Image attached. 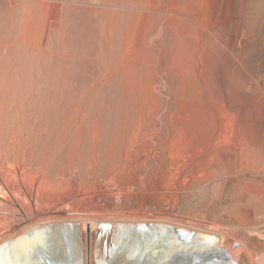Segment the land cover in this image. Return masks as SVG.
<instances>
[{"label":"rangeland","instance_id":"obj_1","mask_svg":"<svg viewBox=\"0 0 264 264\" xmlns=\"http://www.w3.org/2000/svg\"><path fill=\"white\" fill-rule=\"evenodd\" d=\"M48 1L24 0L21 6L17 7L18 5L16 6L15 3L11 7L9 0H0V25L2 24L0 27V35L3 36L2 38L0 36V41H4L8 34V30L14 27L12 29L15 31V27L17 29L19 26V21L16 19V16H14L16 14L14 11L15 9L18 8V10H20L21 8V10H23L22 7L26 8L32 5L38 14H43L46 7H48L47 9L53 8V10H56V20H54V24L50 30L53 43L51 42L52 46L50 47L49 53L53 52L50 53L51 58L50 54L46 58L47 63L44 66L45 75L47 76L48 73L47 80L44 78L45 82L43 84L44 87L42 86V91L39 89L41 92L38 97L35 98L36 101L34 100L32 105H30V110L33 107L35 108L34 111L32 109L30 112L36 121L38 120L37 113L39 109L42 110H40L41 113L39 112V115L43 116V120L39 121L42 119L40 116L39 122L37 121V125L39 126L40 124V127L37 129L35 126L34 130L37 129V131L34 132L33 130L32 135L38 137L39 134L37 133L44 131L40 133L42 134L41 136L44 138L49 136L48 134L53 131L52 126L54 127V125H56L55 123L61 118V114L69 110L66 107L64 108V106H68L65 99H72L76 102L79 98V96L78 98L75 97L77 95H81V100H84L83 102L80 100L83 106L89 105L90 103L92 104L88 106L89 116L93 114L94 111L96 112V114L94 112L95 115L93 114L94 117L91 115L93 118L90 116V122L92 121L95 124L97 119L99 120L98 122L105 119L110 127L111 124H114L112 128L104 124L102 126L103 130H100L99 133L97 132L94 135L95 143H93L91 135L86 134L85 140L82 143L83 145L81 144L80 148H83L82 146L84 145L87 147V144L90 142L93 143L92 145L91 143L88 145V152L89 149L92 150L89 152V154H91L89 155V161L87 163H85V161L81 163L79 160L80 162L78 161L76 164L72 165L66 149L62 150L61 154L57 156L53 163L55 169H53L52 172L55 173L54 175H56V178L57 174L60 178L58 182L52 180V182L46 184V186L51 187L49 189L61 192L58 198H56V194H53V196L55 195L54 198H56L58 202L62 201L65 203V200L77 199L85 195L87 197V209L92 208L101 212H120L128 210L151 214L160 213L174 216L178 219L192 220L196 222L197 225L206 226L207 228L210 227V229L215 231L220 232L224 230L229 238L237 234L249 235V237L253 239L252 242L256 244L255 251L258 250L259 252L260 249H264V240H259V232L264 231V214L262 213L263 215L260 214L262 215L260 216L254 213V205L252 206L254 202L251 204V202L245 201L246 203H244V200L252 188L257 190H262L264 188V168H255L248 164L244 167L241 166L240 164L243 160L242 155L239 150L236 152L235 149V144L238 143L239 138L264 146V0H240V3L238 0L199 1L196 9L197 13L201 14L202 17V22L199 23L200 29L196 35H188L185 39L193 49L189 60V72H187V70L181 72L179 68H171V66L169 68L166 66L167 69L163 68L162 59H169L177 46L175 38H171V35L173 36L171 33H174V30H165V32H162L163 36L161 35L154 39V43H152L153 39L148 41L145 34L141 33L142 28L140 29L139 24H142V20L139 21L138 16H135L136 22L139 21L137 23L138 26L136 25V27L133 28L127 24L126 16L128 12L125 7L121 5L127 3L128 0H110L115 3L117 2L116 4H118V6L112 4L111 6L107 5L104 3L106 0L104 2H102L103 0H97V2H95L96 0H91V2H89L90 0H81L84 4L81 2L78 3V0H73V2L69 0L68 3L65 0ZM132 1L134 2L137 0ZM132 1L129 0L128 2L132 3ZM61 2L65 3V7L64 3L62 4ZM158 2L164 4L165 0H163V2L159 0ZM69 3L74 6L76 5L75 7L77 9L71 4L69 6L72 7H69ZM14 6L15 8H13ZM66 6L68 7L66 8ZM62 8L65 11L68 8H72L68 11L72 10L73 14H75L71 16V25L69 24V30L66 33L68 35L70 32L73 35V43L71 42V34L69 35L70 39L68 38L67 41V35L65 34L66 37L63 35L61 36L62 33L58 27L62 20L61 14L64 13ZM18 10H16V12ZM152 11L153 10H150V12ZM15 19L18 22L15 21ZM86 20H89V22L92 21L93 28V32L89 35L90 37L88 40H84L85 31H87L89 26ZM103 21L104 30L97 25ZM110 23L116 25V28H114L116 33L114 30L112 32L109 31V27L111 26ZM124 25H126L125 29L123 28L121 31V27H124ZM40 27L38 36L34 39V42L31 40L26 46L28 47V54H32L34 50L38 51L41 49L39 47H42V40L44 38L42 34H45V32L41 31L43 25ZM148 27L149 25L146 24L145 29H148ZM73 32H75V36ZM140 33L143 36H140ZM169 34L171 39L169 38ZM121 36H123V39ZM114 37H116V39ZM69 42L74 45L69 44ZM59 43H65L66 46L71 48L68 49V47L66 48L63 46V48L66 49L62 50V46ZM139 43L145 44L146 47L161 46L162 48V51L159 52L160 54L158 53L156 61L150 63L149 66V62H147L146 65H143L145 62H134L138 57L137 51L139 48H145L143 45L139 47ZM172 45L175 46L173 47ZM114 50L115 52H113ZM65 51L66 53H64ZM99 52L100 55L102 54L100 57L104 56V58L107 59L106 65H103L102 68H100L98 64L99 61L95 64V61L100 59L98 56ZM93 53L94 55L97 54L95 55L96 57H94ZM161 54H163L164 58ZM60 55L61 57L64 56L60 58ZM70 56H72V58ZM68 57L69 59H67ZM97 57L98 59H94ZM60 60L63 61L59 63ZM68 60L73 64L70 65ZM108 63L111 64L108 65ZM77 65L79 66L77 67ZM91 65L95 67L96 71L93 70L94 67H91ZM63 67H65L69 75L73 77L70 78L74 80V83L73 81L66 82L64 84L65 86L63 85V88L66 89L61 88L64 93V100H62L63 98L60 100L58 99L59 101L55 100V105L57 102L60 103H57V109L59 110V108L62 107L63 111L61 112L60 110L62 109H60L59 111L61 113L58 111L59 114L55 111L56 108L54 105L52 110H48L52 112L51 114L46 109H48V101L50 104L52 103V93L55 87L54 74L57 76L56 70H61L58 68ZM63 69L62 72L66 70ZM92 70L95 72L94 75L90 72ZM134 70L139 72L136 77L130 75L134 73ZM34 72L35 71L32 73L35 74ZM72 72L74 76L71 75L73 74ZM86 73L91 74H89V76L87 74L86 76ZM87 78L89 79L88 84L86 82L88 80ZM193 81H197L199 87L194 88L192 85ZM158 82L161 84L160 87L157 86ZM78 85H81V87L78 88ZM82 88L84 90H82ZM67 89L69 90L68 92H75V94L78 91L77 95L73 96V98H67V93L65 95ZM45 90L46 93L44 94L43 92ZM142 92L147 93L149 98L146 103L151 105V108L154 110L148 115V122L154 129L147 134L146 131L144 132L145 129H143L141 124L142 127L140 126L141 128L139 127L138 131L132 133V139H127L126 135L123 133L128 124L127 120H129L130 117V115L127 114H129L130 109H133L132 107H134V105H138V99L142 96V94H140ZM89 93L97 96L95 97ZM46 94L49 95L47 96ZM133 98L135 100H133ZM47 99L49 100L47 101ZM34 102L35 104L37 103V107L34 105ZM38 102H43L42 106L44 107L40 108L42 103L38 104ZM75 102L73 103L75 104ZM159 103H163L168 107V115L166 114L168 117L165 116L162 122L161 119L157 117L159 113L157 111V109L159 110ZM131 104L132 107H130ZM58 105L60 106L58 107ZM91 106H93V108ZM192 106L196 107V114L192 112ZM38 107L39 109H37ZM53 110L58 114L55 119L56 122L53 119L56 116ZM42 112L44 115H42ZM105 112H109V114ZM46 114L49 116L47 115L46 117ZM50 116H53V118H50ZM58 116L60 118H58ZM196 117H199L197 119L198 121L206 117L207 121L211 123L217 131L222 130L228 134L226 135L229 141L215 145V143L212 142L208 143L209 137L205 133L197 134V140H195L193 136H188L182 130H179L182 126L180 119L183 118L186 121V118H188V120H193ZM166 118H168V121L165 120ZM49 119H51V123H49ZM95 119L96 121H94ZM46 120H48V122ZM26 121L28 123L31 122L30 117ZM53 122L55 123L52 124ZM47 123L48 126L50 125L49 130L51 129V132L43 129ZM108 128L113 129L112 133H114L112 137H110L111 131ZM91 132L93 133V131ZM100 132L102 135H100ZM173 133L175 134L174 136ZM119 136H121V138ZM154 143L157 145H154ZM117 144L118 147L115 146ZM93 145H96L95 148ZM77 147H75V149H77ZM80 148L78 149L81 150ZM213 150L217 153H214ZM67 160L69 161L67 162ZM234 161L236 163H234ZM232 164H234L235 167ZM232 166L234 171L233 168H231ZM229 169H232V171ZM244 177L245 179L247 178L246 183H244ZM70 178L72 180H69ZM254 179H256V181ZM254 182H258V185L256 186L257 183ZM237 184L239 187L236 186ZM244 184L245 187L243 186ZM249 187L251 189H249ZM240 195H242V197H240ZM239 200L240 202H238ZM68 205H71V203H68Z\"/></svg>","mask_w":264,"mask_h":264},{"label":"bare ground","instance_id":"obj_2","mask_svg":"<svg viewBox=\"0 0 264 264\" xmlns=\"http://www.w3.org/2000/svg\"><path fill=\"white\" fill-rule=\"evenodd\" d=\"M23 1L24 0H14V1L9 0V4L12 7V5L16 3V6L18 5L17 7H19L22 5ZM65 1L67 3L69 2V0L68 1L65 0ZM104 1L105 0H103L102 2ZM128 1L127 3L121 5L125 7V9L128 12L126 16L127 24L128 26L135 28L136 25L138 26L137 23L140 20H142V24L141 25L139 24V27L140 29L142 28L141 33L145 34V36L148 38V41L150 39H153L152 43H154V39L160 37L161 35L163 36L162 32H165V30L166 31L172 29L174 30V33L171 32L169 33L173 34V36L171 35V38L173 37L175 38L177 46L173 50L172 54L170 55L171 57L169 59L164 58L163 54H161L162 57L164 58L162 59V61L160 60L162 62L163 68L165 69L166 66L167 68L171 66V68L173 67L179 68L181 72H185V70L189 72L188 70L190 65L189 60L191 57V53L193 52V49L185 41V39L186 37H188V35H192V34L196 35L198 30L200 29L199 23L202 22V17L201 14L197 13L196 6L198 2L201 0H165L164 4L158 2L159 0H137L134 1L135 3L132 0H130L132 1V3ZM238 1L240 3V0ZM79 2H81V0L80 1L78 0V3ZM89 2H91V0ZM95 2H97V0ZM104 3L110 6L111 4L118 6V4H116L117 2L115 3L110 0L109 1L106 0V2ZM70 4L71 3H69L68 6ZM68 6H66V8ZM75 6L74 8H76ZM64 7H65V3H64ZM13 8H15V6ZM47 8L48 7L45 8L46 10L43 12V14H38L34 10V7L32 5H29L26 8L22 7L23 10H21L20 8L21 11L18 10V8L15 9L14 11L16 14L14 16H16V19L19 21V24L17 23L18 21L16 19L15 21H17L16 23L19 26L15 25L18 26L17 29L15 27V31L14 29H12L14 27L8 30V34L5 37L4 41H0V264H264V249H260L261 252L260 251L258 252V250L255 251L256 244L252 242L253 239H251L249 235L245 236L241 233L242 235L237 234L234 235L233 237L230 235L232 238H229L224 230L223 231L221 230L220 232L215 231L213 229H210V227L207 228L206 226L204 227L202 225H197V223L192 220L188 221L184 219H178L174 216H169L160 213L151 214V213L133 212L128 210H124L120 212H101L92 208L87 209L86 208L87 197L85 195H82L77 199L65 200L64 201L65 203H63L62 201L58 202V200H56V198H58V196L61 195V192L53 191L49 189L51 187L46 186V184L52 182V180H56L58 182L60 178L59 175L57 174V178H58L57 179L55 177L56 175H54L55 173L52 172V170L55 169L53 167L54 166L53 163L57 158V156L61 154L62 150L66 149L68 151V158L72 162V165L76 164L79 160L81 161V163H83L84 161L85 163H87L89 161V155L91 154V153L89 154V152H91L92 150L89 149L88 152V145H90L91 142L87 144V147L84 145L82 146L83 148H80V145L84 142L86 134L87 135L90 134L93 140L91 138L90 139L93 141V143H95L94 135L97 132L99 133L100 130H103L102 126L104 124L108 125V123L105 121V119L103 120L101 119L102 120L101 122H98L99 120L97 119V122L95 124L92 121L90 122L89 118L91 115L93 116L95 112L94 110H92L94 112L89 116L88 106L91 103L89 105L83 106L82 102L84 100H81L80 97L81 95H77L78 91L75 94V92H68L69 90L67 89V92H65V95L67 93V98L69 97L73 98V96L77 95L75 97L78 98L79 96L78 101L75 102L72 99H65L66 100L65 102L67 103L68 106H64V108L66 107L69 110L68 111L66 110L67 112L64 111L63 114H61L60 116L61 118L58 116V118L60 119L57 121V123H55L56 122L55 119L58 114L54 112L55 109L53 110V112L56 114L55 116L53 113V115L55 116L54 118L53 116H50V118L52 117L55 120V122H53L52 124L54 123L56 124L54 125V127L52 126L53 131L51 132V129L49 130L50 125L48 126V123L45 124V126L43 127L45 131L47 130L48 132L49 131L51 132L50 134H48L49 136L45 137L47 139L42 137L41 136L42 134H40L41 132L44 131L37 133L39 134L38 137L32 135L35 126L37 127V129L38 127H40V124L39 126L37 125V121L41 116L39 115V112L41 113L42 110L39 109V107L37 108L39 109V112L37 113L38 120L36 121V119L32 116L30 112L32 109L34 111L35 108L33 107L30 110V105H32L33 101L35 100V98L38 97L39 93L42 91V88L44 87L43 84L45 80H47L46 78L48 76V73L46 76L45 75L46 73L44 72L45 69L44 66L47 63L46 58L50 53L53 52L52 51L49 53L50 47L52 46L51 44L53 43L50 30L52 28V25L54 24V20H56V12H55L56 10H53V8L51 9H47ZM69 9L72 8H68L66 11L63 9L64 13L61 14L62 20L60 22V26H58L60 28L59 30H61L62 33L61 36L63 35L65 37L67 35L66 34L67 31L69 30L68 26L71 23V19H72L71 16L75 15L73 14L72 10L68 11ZM16 10L18 11L16 12ZM150 10L153 11L150 12ZM135 16L139 17V21L136 22ZM86 22L89 23V26L87 28V31H85L86 33L84 35V40H88L90 37L89 35L92 34L93 32L92 21L89 22V20H86ZM110 24L111 26L109 25L110 26L109 31L112 32L114 28H116L115 27L116 25H114L113 23ZM146 24L149 25L148 29H145ZM41 25H43V29L41 31L45 32V34H42V36L44 35V38L42 40V47L40 46L39 48L41 49H39L38 51L34 50L32 54H28L27 52L28 47L26 46L28 42H30L31 40H33L34 42V39L38 36V30L39 28H41L40 27ZM97 25L102 30L105 29L104 21ZM125 26L126 25H124V27H121V31L123 30V28L125 29ZM114 31L116 33V30ZM74 33L75 32H73V34ZM141 33L140 36H143ZM70 34L71 33L69 32V34L67 35V41L68 38L70 39L69 36ZM2 37L3 36H1V38ZM72 37L73 35L71 34V42L73 43L74 37L73 38ZM121 37L123 39V36ZM114 38L116 39V37ZM169 38H170V34H169ZM59 44H61L62 48L60 46L59 47L62 50L64 49L63 46H65L66 48L68 47L66 46L65 43H64L65 45L63 43H59ZM69 44L71 43L69 42ZM142 45L145 46V48L144 49L139 48V50L137 51L138 57L135 59L134 62L137 63H139L140 61L145 62V64L142 63L143 65H146L147 62H149L148 63L149 66L150 63L156 61L158 57V53L162 51V48L161 46L146 47L145 44L139 43V47H141ZM172 46L174 47L175 45ZM70 48L71 47H68V49ZM66 51L64 53H66ZM100 52L98 54L100 59L95 61V64L96 62L98 63L99 61L98 64L100 68H102L103 65H106L107 59H105L104 56L100 57L102 55V54L100 55ZM113 52H115V50ZM95 55L94 57H96ZM62 57L60 55V58ZM70 57L72 58V56ZM50 58H51V54H50ZM67 59H69V57ZM94 59H98V57ZM61 61L63 60H60L59 63ZM72 64L70 63V65ZM109 64L111 63H108V65ZM78 66L79 65H77V67ZM92 66L93 65H91V67ZM63 68H58L61 69L58 70L59 73L56 70L57 76L54 74L55 78L54 77L53 78L55 79L54 82L55 87L52 93V99H51L52 103L50 104V102L48 101L49 99H47L49 103L48 105L49 107L46 105L48 108L46 109L47 111L53 109L55 105V100L59 101L60 99L63 98L64 93L62 92L63 90H61V88L66 89L63 88V85L68 81H73L74 83V80L71 79L73 77L69 75L68 70L65 67ZM62 69L63 70L66 69L65 71L67 73L65 71L62 72ZM93 70H95V67ZM93 70L90 71L92 72V75H94L95 73ZM33 71H35L34 72L35 74L32 73ZM87 74L88 73H86L85 75L87 76ZM138 74L139 72L137 70H134V73L133 74L131 73L130 75L136 77L138 76ZM71 75L74 76V73ZM88 81L89 79L86 81L87 84ZM192 85L194 86V88L199 87L197 81L195 82L193 81ZM157 86L158 87L161 86L160 82L157 83ZM80 87L81 85L78 88ZM82 90L84 89L82 88ZM43 93L45 94L46 90ZM89 94L95 96V94H91V93ZM140 94H142V96L140 97V99H138V103H137L138 105H134V107H132L131 104L130 107H132L133 109L132 110L130 109L129 114H127L130 115V117L129 120L126 119L128 121V124L127 125L125 124L126 127L124 126L125 129L123 131L127 139H132L131 136L132 133L138 131V128L141 126V124L143 126V129H145L144 132L146 131L147 134L154 129V127L148 122V115L152 111H154L151 108V105H148L146 103L149 97L145 92H142ZM62 100H64V98ZM133 100L135 99L133 98ZM73 102H75V104ZM39 103H42L40 108L44 107L42 106L43 102H38V104ZM163 103H159L160 104V106H158L159 110L157 109V111L159 112L157 114V117L161 119V122L162 119L166 116V114L168 115V111H167L168 107L165 106ZM34 105H36L37 107V103L35 104L34 102ZM56 105H55L56 108L55 111L58 112L60 109H62V107L59 108L58 110ZM59 106L60 105H58V107ZM91 107L93 108V106ZM191 110L194 114H196L195 106L194 107L192 106ZM60 111L62 112L63 109ZM48 112L52 114V112L50 111ZM107 113L109 114V112ZM42 115H44L43 112ZM47 115L48 114H46V117ZM92 116L91 118L94 117ZM29 117L31 119V122L28 123L26 120L29 119ZM40 118L42 119H40L39 121L43 120V116H41ZM198 118L199 117H196L193 120H188V118H186V121L183 118H182L183 120L180 119L182 126L179 130H182L188 136H193L195 140H197V134L205 133L209 137L208 143L212 142L215 143V145H219L221 143L229 141L227 136L228 134L222 130L217 131L215 127H213L211 123L207 121L206 117H203L199 121L197 120ZM167 119L168 118H166L165 120ZM50 120L51 119H49V123H51ZM46 121L48 122V120ZM94 121H96V119ZM113 126L114 124H111V127L110 126L109 127L112 128ZM37 129L34 130V132H36ZM109 130L111 131L110 137H112V134L114 133V132L112 133L113 129H109ZM91 131H93V133ZM100 135H102V133ZM174 135L175 134L173 133V136ZM119 137L121 138V136ZM198 139L200 140L199 137ZM93 143H91V145ZM155 143L154 145H157ZM115 146L118 147V144ZM75 147H77V149H75ZM78 148H80L81 150H79ZM235 149L236 152H238L239 150L242 155L243 160L241 161L240 164L241 166L244 167L245 165L248 164V165H252L255 168H260V169L264 168L263 145L255 142L244 141L241 138H239L238 143L235 144ZM213 152L217 153L215 150H213ZM69 160H67V162ZM234 163L236 162L234 161ZM232 165L234 166V164ZM233 166L231 168H233ZM229 170L232 171V169ZM246 179L244 180L245 181L244 183L247 182ZM69 180L72 179L70 178ZM254 180L256 181V179ZM254 183H257L256 186L258 185V182H254ZM236 186H238V184ZM243 186L245 187V184ZM249 189L251 188L249 187ZM53 194H56L57 197L54 198L55 195L53 196ZM263 195H264V188L262 190H257L255 188L254 189L252 188L248 193L246 199L244 200V203H246L245 201L251 202V204L254 202L252 206L254 205V213L257 215L258 214L260 215L262 213L264 214ZM240 197H242V195H240ZM238 202H240V200ZM68 203H71V205H68ZM259 240H264V231L259 232Z\"/></svg>","mask_w":264,"mask_h":264}]
</instances>
